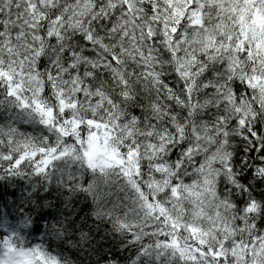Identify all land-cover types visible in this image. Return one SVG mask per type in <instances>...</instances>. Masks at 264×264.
<instances>
[{
  "label": "snow or ice",
  "instance_id": "1",
  "mask_svg": "<svg viewBox=\"0 0 264 264\" xmlns=\"http://www.w3.org/2000/svg\"><path fill=\"white\" fill-rule=\"evenodd\" d=\"M0 187V264H264V0H0Z\"/></svg>",
  "mask_w": 264,
  "mask_h": 264
},
{
  "label": "trees",
  "instance_id": "2",
  "mask_svg": "<svg viewBox=\"0 0 264 264\" xmlns=\"http://www.w3.org/2000/svg\"><path fill=\"white\" fill-rule=\"evenodd\" d=\"M9 192L12 191V189H8ZM4 193V189L2 187H0V194H3Z\"/></svg>",
  "mask_w": 264,
  "mask_h": 264
}]
</instances>
